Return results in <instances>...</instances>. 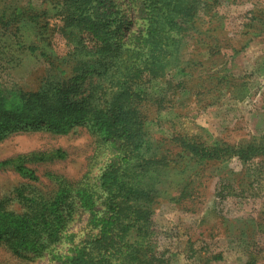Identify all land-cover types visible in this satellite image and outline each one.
Returning <instances> with one entry per match:
<instances>
[{
	"label": "trees",
	"instance_id": "obj_1",
	"mask_svg": "<svg viewBox=\"0 0 264 264\" xmlns=\"http://www.w3.org/2000/svg\"><path fill=\"white\" fill-rule=\"evenodd\" d=\"M217 5L218 0H0V69L17 67L20 49L44 58L36 91L1 94L0 139L22 126L61 136L83 128L108 150L97 174L73 182L48 174L55 187L50 193L22 186L1 200V248L18 258L44 254L52 264H170L158 249L153 219L162 184L179 177L177 200L191 197L208 165L236 160L238 187L261 207L257 220H241L238 235L228 237L242 244L243 264H257V240H264V142L230 145L171 134L166 147L146 126L150 107L164 109L181 95L196 98L202 87L193 84L194 68L205 54L211 58L230 49L227 40L205 45L207 38L223 36L209 26ZM252 16L246 28L264 38V11ZM27 31L34 38L29 43ZM190 46L202 50L196 61L182 57ZM172 72L181 77L178 82ZM65 158L60 149L31 152L0 167L12 165L35 183L40 178L29 164ZM189 166L201 168L187 174ZM220 181L228 190L235 180ZM11 202L20 209L10 208ZM78 210L86 219L71 232ZM188 247L187 258L198 264L222 260Z\"/></svg>",
	"mask_w": 264,
	"mask_h": 264
},
{
	"label": "rangeland",
	"instance_id": "obj_2",
	"mask_svg": "<svg viewBox=\"0 0 264 264\" xmlns=\"http://www.w3.org/2000/svg\"><path fill=\"white\" fill-rule=\"evenodd\" d=\"M259 11H264V0H218L214 9L217 18L215 21L211 19L213 22L209 26L211 29L217 26L223 36L214 40L207 38L205 45L222 46L227 40L230 49L214 53L211 58L205 54L202 66L194 68L193 84L202 87L196 98L181 95L166 104L164 109H148L146 126L152 139L161 141L166 147H170L168 138L171 134L196 135L209 143L219 141L230 145L264 142V38L246 28L252 13ZM207 20H210L208 16ZM33 40L32 32L27 31L25 41ZM34 45L42 48L38 42ZM18 51L19 65L9 70L0 69V96L7 92H34L42 80L44 58L38 60L27 50ZM200 51L190 46L182 57L186 61H196L194 56ZM180 78L172 72L174 82ZM101 145L83 128L61 136L22 126L6 134L0 139V162L31 152L57 149L63 150L66 158L38 166L29 164L40 178L35 183L18 176L12 165L0 167V201L9 198L14 189L22 186H29V191L50 193L55 187L49 182L48 174L71 182L85 173L97 174L108 152ZM208 166L191 197L177 200L181 187L179 177L166 178L161 186L162 193L154 206L153 219L158 249L165 252L170 264H198L195 258H187L188 243L199 250L201 257L222 255L221 261L209 264H243L245 261L242 244L228 236L238 235L241 220H257L261 203L238 187L241 167L236 160ZM192 168L201 167L189 166L187 174H192ZM226 176L235 180L228 190L220 181ZM221 191L227 194L217 199L215 195ZM10 204L13 210L20 209L17 203ZM77 213L80 217L71 226V232H78L86 219L81 210ZM257 242L261 249L257 264H264V240ZM24 255L25 258L14 257L0 247V264H52L44 254Z\"/></svg>",
	"mask_w": 264,
	"mask_h": 264
}]
</instances>
